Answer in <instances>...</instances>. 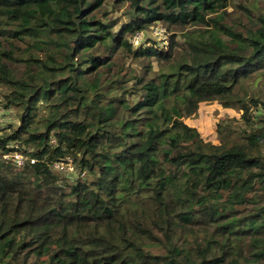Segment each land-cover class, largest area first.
<instances>
[{
	"label": "trees",
	"instance_id": "1",
	"mask_svg": "<svg viewBox=\"0 0 264 264\" xmlns=\"http://www.w3.org/2000/svg\"><path fill=\"white\" fill-rule=\"evenodd\" d=\"M231 1L0 0V264H264V8ZM204 101L243 124L205 140Z\"/></svg>",
	"mask_w": 264,
	"mask_h": 264
},
{
	"label": "rangeland",
	"instance_id": "2",
	"mask_svg": "<svg viewBox=\"0 0 264 264\" xmlns=\"http://www.w3.org/2000/svg\"><path fill=\"white\" fill-rule=\"evenodd\" d=\"M260 7L264 8V0H249V3H255ZM237 1H231L230 6V16L227 17L228 21L230 22H236L237 20L243 21L246 23L247 26H252L251 18L245 15V13L236 7ZM264 10V9H263ZM123 9L117 6L114 10V16H123ZM127 20V17H123L122 19ZM158 26L164 27L163 24L159 23ZM156 27V26H155ZM152 27L149 30L143 31V41H147L148 39H153L158 41L161 44H167L169 36L166 34L165 38L163 35H157L154 32V28ZM130 62H128L129 64ZM132 67L137 68L140 67V63H132ZM154 69L159 68V64L157 60H153ZM249 90L255 92L257 95H260L261 97H264V79H258L256 81L249 83ZM9 91V87L6 85L0 84V126L5 128H8L11 124L18 125L20 123L19 118V109L9 104V102L6 99V95ZM241 113L242 110H237L233 108H227L224 107L220 102L218 101H204L200 104V108L198 113L195 116L186 118V122L196 127L199 132L201 133L202 137L205 140L213 141V142H219V136L217 132V126L218 123L222 122L224 124H243L241 121ZM261 113H264V110H258L256 112L257 117L261 115ZM68 172H59L60 175L66 176V177H76L78 173V169L75 168V170H67ZM71 179V178H70Z\"/></svg>",
	"mask_w": 264,
	"mask_h": 264
},
{
	"label": "built area",
	"instance_id": "3",
	"mask_svg": "<svg viewBox=\"0 0 264 264\" xmlns=\"http://www.w3.org/2000/svg\"><path fill=\"white\" fill-rule=\"evenodd\" d=\"M154 32L157 35H163L164 38L166 37V29L162 26H156L154 28ZM143 34V31L137 32L131 39L132 43L134 45L140 44L143 41ZM14 146L17 147L18 145L15 144ZM3 157L4 159L10 160L17 167L23 166L28 158L23 151L18 149H14L11 152L5 153ZM31 161L34 162L35 159H31ZM54 167L63 172H68L67 170H74L70 157H67V162H65L64 160L56 161L54 163Z\"/></svg>",
	"mask_w": 264,
	"mask_h": 264
}]
</instances>
